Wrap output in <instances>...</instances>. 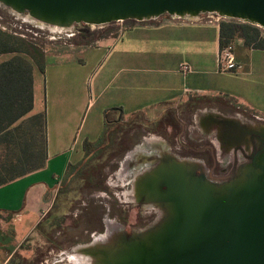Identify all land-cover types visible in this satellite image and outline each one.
<instances>
[{
    "label": "crops",
    "instance_id": "obj_1",
    "mask_svg": "<svg viewBox=\"0 0 264 264\" xmlns=\"http://www.w3.org/2000/svg\"><path fill=\"white\" fill-rule=\"evenodd\" d=\"M150 20L138 21L116 37L45 54V164L0 186V211L20 218V210L9 205L20 203L21 198L14 197L22 187L24 210L35 212L29 228L16 226V234L32 229L44 215L50 204L43 208L37 201L51 202L68 164L82 159L83 141H95L102 133L106 109L120 108L114 111L120 121L137 114L156 121L191 96L225 94L243 109L264 116V50L249 48L235 37L233 55L242 67L221 71L218 22L169 15ZM11 56L4 55L0 62ZM183 64L190 67L185 74ZM36 69L34 65L33 73ZM32 96L29 115L41 111L35 110L34 81Z\"/></svg>",
    "mask_w": 264,
    "mask_h": 264
},
{
    "label": "water",
    "instance_id": "obj_2",
    "mask_svg": "<svg viewBox=\"0 0 264 264\" xmlns=\"http://www.w3.org/2000/svg\"><path fill=\"white\" fill-rule=\"evenodd\" d=\"M41 21L65 28L107 25L164 15L196 17L213 12L264 29V0H0ZM120 116L118 117V119ZM263 152L224 184H213L182 161L163 162L144 190H155L166 214L153 228L99 248L98 264H264ZM163 188V190H160ZM165 188V189H164Z\"/></svg>",
    "mask_w": 264,
    "mask_h": 264
},
{
    "label": "trees",
    "instance_id": "obj_3",
    "mask_svg": "<svg viewBox=\"0 0 264 264\" xmlns=\"http://www.w3.org/2000/svg\"><path fill=\"white\" fill-rule=\"evenodd\" d=\"M137 22L126 20L119 24L110 23L93 36V40L95 37L101 38L107 35L119 36L127 27ZM111 24H116L117 27L112 30L109 28ZM218 25L220 49L232 45L235 37H239L245 46L264 50V31L260 27L227 18L220 19ZM86 34L91 39L92 33L88 31ZM0 54H12L9 59L0 62V186H2L41 169L46 161L45 109L29 115L33 106V66L44 72L45 53L36 43L0 28ZM216 96H224L232 100L225 94ZM216 96H191L186 103L189 105L193 100L205 102L208 97L216 98ZM235 106L241 107L238 104ZM115 110L120 111V108L104 111V128L98 139L84 140L82 159L78 163L68 164L50 208L35 225L37 233L49 239L55 229L66 234L71 228L64 227L67 218L65 209L71 202V193L79 194L102 182L103 166L112 160L120 159L130 148L132 142L128 140L129 132L123 131L124 126L128 124H122L123 120L118 122L114 116ZM136 117L143 118L141 114H137ZM165 117L166 114L156 120L158 125H162L163 122L167 124ZM143 123L148 125L151 122L143 119ZM102 157H104L103 166L100 164ZM0 213L9 212L0 211ZM3 240L0 229V241Z\"/></svg>",
    "mask_w": 264,
    "mask_h": 264
},
{
    "label": "rangeland",
    "instance_id": "obj_4",
    "mask_svg": "<svg viewBox=\"0 0 264 264\" xmlns=\"http://www.w3.org/2000/svg\"><path fill=\"white\" fill-rule=\"evenodd\" d=\"M207 13V12H205ZM202 13L200 17L202 21L207 20V15ZM212 13L211 15L214 18L217 16L223 19L224 17L220 16L217 13ZM117 23V22H112ZM120 23V22H118ZM107 25H86L82 22L75 23L70 29L68 30H53L47 25L40 26L30 15L28 12H24L22 14H17L16 12L12 11L10 7L4 5L0 2V28L3 31L8 33L20 36L24 39H28L37 44L38 47H41L44 50V53L53 52V51H60L63 49H70L73 50L76 47L82 45L83 43L91 44L93 42V36L97 35L101 29H104ZM117 27L115 24H111L109 27L110 29L114 30ZM263 31L264 29L261 28ZM92 33L91 39L87 37L86 33ZM96 38V37H95ZM6 54H0V60ZM44 72L42 73L40 69H36L33 73V81L35 84L36 92H37V111H42L44 108V98H43V90H44V80H43ZM197 103V102H196ZM215 105H226L231 107L234 112L244 111V117L251 119L253 121H260L259 119H264L263 115L255 114L252 111L237 108L232 100L224 96H216L208 97L205 100V104ZM173 108H177L178 113V122L179 125L183 126L181 131L183 130L185 133H179L180 126H176V132L174 133V144L167 147L168 151H173L175 147H180V141H184L185 139L189 141H194L196 139L204 138L202 134L201 128L197 124V118L203 113L205 110L204 107L197 105L193 111L195 114V118L187 115V111L185 110L184 106L182 105H173ZM208 108V107H207ZM241 113V112H240ZM170 114V113H167ZM251 116H248V115ZM235 116V115H232ZM254 116V117H253ZM136 117V116H135ZM171 117V115H170ZM166 118V122L170 119ZM135 119V121H133ZM132 121L123 120L122 124H128L124 126L123 131L129 132L128 137L129 141L133 139L135 141V146L133 149L129 150L127 154L133 151L138 145L142 144L144 139L151 138V137H158L157 134L152 133L148 130V128L143 124V119L141 117H136ZM145 121V120H144ZM257 123V122H254ZM159 127H163V124L159 125ZM164 128V127H163ZM179 129V130H178ZM182 134V135H181ZM171 135V134H170ZM153 147V146H152ZM151 147V148H152ZM147 152H149L148 147L145 148ZM127 155H124L121 159L112 160L108 162L105 166H103L104 157L100 159V164L103 166L102 173L104 175L102 182L96 183L94 188L86 189L85 191L79 194H72L71 202L65 209L66 219H65V226L71 227L66 232L65 235H62L61 232L53 230L52 234H50L51 239L46 238L44 235L39 234L35 230V226L32 229H27L24 232L18 231L16 234V226L17 228H29L30 224L35 220L31 217L35 213L34 211L26 212L23 208V199L25 191L23 188H19L16 192L17 195L14 198H21L20 203L15 205H9L10 207L15 206L13 210H20V218L19 216H14L10 213H0V229L3 233L4 240L0 241V264H75L73 259L69 256V254L73 253L74 247H77L82 242H77L72 236V232H75L74 229L78 227L77 225L80 224V212H84V208L89 206L90 208H94L97 210V213L100 214L102 212V221H103V230L107 228V221H114L112 217H106L104 215L108 212L109 208H113V205H117V210L121 211L123 215L127 217V224L124 223V230L126 232H130L131 226L135 222L136 219V205L137 203L132 200L125 201L124 199H130V195L123 196V194L128 193V187L130 186V180H122L118 177V167L121 166L124 158L126 159ZM116 161V162H115ZM78 163V162H77ZM111 165H115L116 168L110 171ZM72 177V176H71ZM54 184V183H53ZM58 188V187H57ZM55 190L52 199L54 198ZM123 192V193H122ZM15 191L12 193V195ZM14 200V199H13ZM101 201V202H99ZM40 207H46L48 205V209L51 206V202H47L42 204L40 201H37ZM141 209L142 215L146 214L147 210L154 211V215L157 218L158 222L164 217L165 213L160 212L158 208L153 206L154 208L147 209L145 206H139ZM100 208V209H99ZM47 209V210H48ZM114 209V208H113ZM47 210L45 212H47ZM26 212V213H25ZM40 212V211H38ZM117 212V211H116ZM45 214V213H44ZM117 214V213H116ZM43 217V216H42ZM41 217V218H42ZM40 218V219H41ZM109 218V219H108ZM23 219V220H22ZM22 220V221H20ZM122 222V221H121ZM120 222V223H121ZM122 224V223H121ZM122 225V226H123ZM73 227V228H72ZM139 228V227H138ZM121 229V226H120ZM134 229V228H133ZM19 230V229H18ZM23 230V229H22ZM13 232V236L11 234ZM68 233V234H67ZM130 234V233H129ZM80 235H83L81 232ZM77 243H76V242ZM79 243V244H78ZM78 244V245H77ZM74 246V247H73ZM83 254H85L83 252ZM87 258V257H86Z\"/></svg>",
    "mask_w": 264,
    "mask_h": 264
},
{
    "label": "flooded vegetation",
    "instance_id": "obj_5",
    "mask_svg": "<svg viewBox=\"0 0 264 264\" xmlns=\"http://www.w3.org/2000/svg\"><path fill=\"white\" fill-rule=\"evenodd\" d=\"M186 102L181 104V106H184L187 111V115L194 118L196 116L193 111L196 109L195 107L197 105L205 108L203 111L204 114L202 113L197 118V124L201 128L204 138L196 139L194 141L185 139L184 141H180V147H175L173 151H168L167 147L174 144L173 135L176 132L175 125H179L177 108L172 107L164 113V115L166 114L165 118H169L171 115L167 124L163 122L164 128H160L156 121H148L151 123L148 125L145 124L149 131L158 135V137L156 136L154 138L159 139L162 143V145H160V142L157 143L156 146L154 145V148L152 149L153 151L149 150L150 153H148L152 154L150 157L152 156L153 158L149 160V163L140 164L138 161L142 152H147L145 148H142V144L147 139H144L142 144L138 145L133 151L127 154L129 150L133 149L135 146V141L131 139L129 141L132 142L130 148L121 156L122 158L124 155H127L121 166L118 167V177L122 180H130L129 182H131L128 187L129 192L123 194V196L130 195V199L125 198L124 200H132L137 203L136 219L131 226L130 232H126L124 230L125 227L123 224H127V217L123 215L121 211L115 209L118 204L113 205L114 209L111 206L108 212L104 214L106 217H112L114 219V221H110L108 218L109 220L106 223L107 228H104V230L102 226V212L98 214V209L94 210V208L92 209L89 206L84 208V212H82L83 210L80 212L82 214L80 215V224L77 225L78 227L74 229L75 232H72L71 235L74 236V239L77 242H82L80 245L84 247V252L91 255V259L95 264H97L98 260L94 253L99 251V248L117 246L118 242L148 231L153 228L156 223H158V220L154 215V211L147 210L145 212L146 214L142 215L139 207L145 206L149 209L154 208L153 206H155L160 212H163L159 203L156 201L157 194H155V190H153L154 192L152 194L149 192L150 190L147 189V194L143 189L142 191L139 190L137 186L139 183L147 181L149 175L152 174V172L163 162L168 161L170 157L172 159L174 158L176 160L189 163V166L193 167L194 175H202L206 180L213 184H224L231 181L240 169L251 165L254 159H256L255 157L259 154L261 155L263 152V143L257 138V134H246L240 126L262 129L264 128V119L255 117L260 121L256 120L251 122V119L244 117V111L236 113L231 107L226 105L213 104L208 106L209 104L207 103L204 105V102L196 103L194 100L187 105ZM248 116L251 115L249 114ZM218 124H220V126H218ZM179 126V133L184 134L185 132L183 130L181 131L183 126ZM237 126L240 127L239 130L236 129ZM157 148H160L161 152L158 153ZM115 168V165H111L110 171H113ZM135 175L137 177L134 178ZM133 189L135 193L133 192ZM160 190H163V188ZM112 227H114V229ZM57 231L58 233L61 232L62 235H65V232L61 230ZM81 232H83V235H80Z\"/></svg>",
    "mask_w": 264,
    "mask_h": 264
},
{
    "label": "bare ground",
    "instance_id": "obj_6",
    "mask_svg": "<svg viewBox=\"0 0 264 264\" xmlns=\"http://www.w3.org/2000/svg\"><path fill=\"white\" fill-rule=\"evenodd\" d=\"M11 10L12 11H14V12H16L17 14H22L21 12H19V11H16V10H13L12 8H11ZM32 17V16H31ZM40 26H42V25H47V26H49L51 29H53V30H58V31H62V30H68V29H70V28H65V27H62V26H59V25H56V24H53V23H48V22H44V21H41V20H39V19H37V18H34V17H32ZM204 114V113H203ZM210 115V114H209ZM210 117V116H209ZM217 118V117H216ZM217 121V120H216ZM233 122V121H232ZM223 123V122H222ZM231 123V122H230ZM217 124V123H216ZM249 125V124H248ZM218 126H220V124H218ZM224 126V125H223ZM222 126V127H223ZM263 126V125H262ZM210 127V126H209ZM241 128H243V126H240ZM240 127L239 126H237V128L236 129H240ZM251 127V126H250ZM254 127V126H253ZM203 129V128H202ZM253 129V128H252ZM226 130V129H225ZM257 130H260L261 132H263L264 133V128H262V129H257ZM213 141V140H212ZM214 141H216V140H214ZM160 142V140L159 139H157V138H154V137H151V138H147V140L146 141H144V143L142 144V148H147L148 147V149L150 150V151H153L152 149L154 148V145L156 146V144L157 143H159ZM160 145H162V143L160 142ZM217 145H218V142H217ZM153 146V147H152ZM152 147V148H151ZM222 148V147H221ZM150 151H149V153H150ZM157 151H158V153L159 152H161V149L160 148H157ZM148 152H142V155L140 156V158H138V161H139V163L140 164H147V163H149V160L150 159H153L152 158V156L150 157V155H152V154H149ZM169 154V153H168ZM172 155V154H171ZM162 156V155H161ZM174 156V155H173ZM223 156V155H222ZM158 159V158H157ZM156 160V159H155ZM166 160V159H165ZM173 160H175V161H177V162H179L180 160H176V159H172L171 157L168 159V161H165V162H170V161H173ZM189 164V163H188ZM137 175V174H136ZM134 176V178L135 177H137V176ZM142 180V179H141ZM138 187V189L139 190H141L142 191V189L143 188H145V184L144 183H139V185L137 186ZM144 190V189H143ZM133 192H134V189H133ZM144 192H146L147 194H148V191L145 189L144 190ZM149 192H151L152 194H153V189L152 190H150ZM135 193V192H134ZM159 203V206H160V208L163 210V213H165L166 214V212H165V210H164V205H163V203H161V202H158ZM113 229H114V227H112ZM134 233V232H133ZM139 235V234H138ZM138 235H135V236H138ZM91 243V242H90ZM74 247V246H73ZM83 246L82 245H78L77 247H74V249H73V253H71V254H69V256L73 259V261L75 262V264H95L93 261H92V259H91V255L90 254H88V253H86V252H84V250H83ZM83 252L85 253V254H83ZM87 257V258H86ZM98 264V263H97Z\"/></svg>",
    "mask_w": 264,
    "mask_h": 264
},
{
    "label": "built area",
    "instance_id": "obj_7",
    "mask_svg": "<svg viewBox=\"0 0 264 264\" xmlns=\"http://www.w3.org/2000/svg\"><path fill=\"white\" fill-rule=\"evenodd\" d=\"M201 14H199L198 16L193 17V18L202 21V18L200 17ZM205 14H208L207 20L205 21L208 23L218 22L221 19V17H219V16H217V18H214L211 15L212 13H209V12H207ZM172 17H175V16H172ZM175 18H179V17H175ZM86 25H89V24H86ZM92 26H94V25H92ZM241 67H242L241 64L236 62L234 59L232 45H227V46H224L220 49V51H219V69L221 71H239L241 69ZM180 70L182 71L183 74H185V73L189 72L190 67L187 64H183V65H181Z\"/></svg>",
    "mask_w": 264,
    "mask_h": 264
}]
</instances>
